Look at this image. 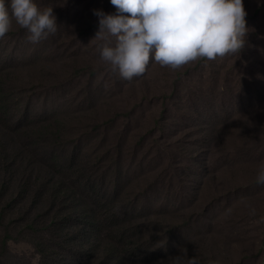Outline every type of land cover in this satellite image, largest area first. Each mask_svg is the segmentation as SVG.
Wrapping results in <instances>:
<instances>
[{
  "label": "rangeland",
  "instance_id": "1",
  "mask_svg": "<svg viewBox=\"0 0 264 264\" xmlns=\"http://www.w3.org/2000/svg\"><path fill=\"white\" fill-rule=\"evenodd\" d=\"M33 2L53 9L56 32L31 43L13 20L16 33L0 47L15 67L29 68L35 101L63 111L70 140H82L85 153L120 155L116 181L142 202L136 206L171 221L183 264L195 257L199 264H264V184L257 183L264 167V0H243L249 32L240 53L178 70L161 67L153 53L131 81L102 60L109 42L95 39L94 10L117 14L110 0ZM115 43L111 37L109 46ZM76 63L85 77L78 78ZM19 238L4 254L0 247V264H39L33 245Z\"/></svg>",
  "mask_w": 264,
  "mask_h": 264
},
{
  "label": "trees",
  "instance_id": "2",
  "mask_svg": "<svg viewBox=\"0 0 264 264\" xmlns=\"http://www.w3.org/2000/svg\"><path fill=\"white\" fill-rule=\"evenodd\" d=\"M76 65L78 78L85 77ZM26 70L0 47L1 254L22 237L39 264H173L180 248L167 229L171 221L136 206L142 202L116 181L120 155L85 153L82 140H70L65 114L35 101Z\"/></svg>",
  "mask_w": 264,
  "mask_h": 264
},
{
  "label": "clouds",
  "instance_id": "3",
  "mask_svg": "<svg viewBox=\"0 0 264 264\" xmlns=\"http://www.w3.org/2000/svg\"><path fill=\"white\" fill-rule=\"evenodd\" d=\"M117 14L94 10L99 18L95 39L108 41L101 58L131 81L142 76L150 55L161 67L178 70L199 59L215 60L240 53L249 32L243 0H110ZM128 14V15H124ZM13 20L38 43L57 30L52 8L41 10L33 0H0V39L6 37ZM115 37V46H109ZM257 183L264 184V167ZM250 214L255 215V209ZM177 257L173 264H180ZM187 264H199L198 258Z\"/></svg>",
  "mask_w": 264,
  "mask_h": 264
}]
</instances>
